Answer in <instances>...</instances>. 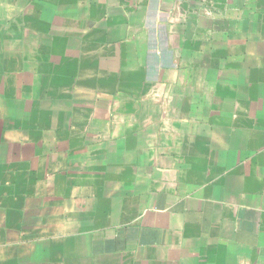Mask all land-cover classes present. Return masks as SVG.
Wrapping results in <instances>:
<instances>
[{
  "label": "crops",
  "instance_id": "crops-1",
  "mask_svg": "<svg viewBox=\"0 0 264 264\" xmlns=\"http://www.w3.org/2000/svg\"><path fill=\"white\" fill-rule=\"evenodd\" d=\"M0 264H264V0H0Z\"/></svg>",
  "mask_w": 264,
  "mask_h": 264
}]
</instances>
